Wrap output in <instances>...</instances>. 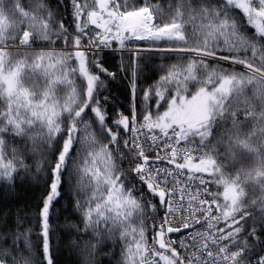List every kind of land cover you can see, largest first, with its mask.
Masks as SVG:
<instances>
[{
	"label": "snow or ice",
	"instance_id": "1",
	"mask_svg": "<svg viewBox=\"0 0 264 264\" xmlns=\"http://www.w3.org/2000/svg\"><path fill=\"white\" fill-rule=\"evenodd\" d=\"M264 264V0H0V264Z\"/></svg>",
	"mask_w": 264,
	"mask_h": 264
},
{
	"label": "trees",
	"instance_id": "2",
	"mask_svg": "<svg viewBox=\"0 0 264 264\" xmlns=\"http://www.w3.org/2000/svg\"><path fill=\"white\" fill-rule=\"evenodd\" d=\"M154 4H159L165 12L167 11L168 4L171 2V0H152ZM64 260L67 262V264H72V260L74 257H72L67 251L63 254Z\"/></svg>",
	"mask_w": 264,
	"mask_h": 264
}]
</instances>
